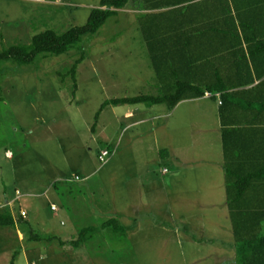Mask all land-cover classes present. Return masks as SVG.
Instances as JSON below:
<instances>
[{
	"label": "rangeland",
	"instance_id": "obj_1",
	"mask_svg": "<svg viewBox=\"0 0 264 264\" xmlns=\"http://www.w3.org/2000/svg\"><path fill=\"white\" fill-rule=\"evenodd\" d=\"M100 1L0 0V54L14 46L31 45L36 35L47 30L64 34L85 26L92 11L100 9ZM139 12L132 7L117 10V16L110 19L97 35L86 37L80 48L65 56L42 57L31 66H19L13 62L2 64L0 213L11 212L18 223L15 228H0V264H9L14 256L17 248L14 231L17 229L25 231V246L44 251V254L39 250L34 252V260H45V264H195L186 252L183 233L175 227L172 231L168 224L169 221L174 224L176 215L183 214V209H180L182 213L176 211L174 205L178 189L173 192L162 186L142 189L146 195L161 202L157 206L123 205L120 197L124 192L121 176L148 172L153 163H158L160 155L154 156V152L161 147L158 144L161 137L153 135L151 129V134H146L144 142L139 143L140 148L131 150V147L124 146L104 172L96 173L103 165L100 157L110 152V162L115 154L114 148L106 149L108 141L100 136L102 117L106 123L112 124L125 109L124 105L112 106L97 119L105 102L158 94L154 71L145 56L147 45L137 25ZM82 54L86 60L79 67L74 81L69 71ZM150 76H153L154 83L148 78ZM138 115L142 116V113ZM175 116L170 127H178L187 134L188 122H196L189 132L190 139L199 143V148L210 142L212 132L201 121L205 117L202 110L183 107ZM163 126L161 123L157 128L161 130ZM162 142L168 143L167 138L163 136ZM163 149L162 156L167 155L165 151L168 150ZM179 152L184 154V148ZM97 159L99 163L96 165ZM162 159L160 164L163 168L168 167L171 161L168 157ZM175 165L184 170L181 163L174 161L170 168ZM93 168L96 170L92 172ZM69 170L71 178L65 183L56 180L55 177L65 175ZM87 171L92 172L90 182ZM31 187L40 191L45 187L48 189L42 196L49 202L52 212L60 217V226L56 223V228H45L42 226L44 222L27 221L29 216L34 219L40 215L39 206L32 204L37 198L29 197L31 193L25 189ZM77 199L80 200L75 201ZM54 206L58 211L53 210ZM154 207L158 213L153 212ZM60 210L65 214H58ZM162 210L167 216L159 218L163 217ZM127 216L129 219H124ZM111 220L126 227L125 234L103 230L102 226ZM91 227L98 232L75 249L73 242L79 239L81 231ZM174 233H179V242H174ZM206 239L208 243L215 240ZM206 254L209 257L208 252ZM16 264L25 263L19 258ZM203 264L212 263L205 261Z\"/></svg>",
	"mask_w": 264,
	"mask_h": 264
},
{
	"label": "trees",
	"instance_id": "obj_2",
	"mask_svg": "<svg viewBox=\"0 0 264 264\" xmlns=\"http://www.w3.org/2000/svg\"><path fill=\"white\" fill-rule=\"evenodd\" d=\"M129 7L148 13L138 21L158 94L107 101L97 119L110 106H165L172 112L182 102L208 94L215 100L220 97V116L226 127L229 117L252 113L264 117V0H101L100 9L92 11L85 26L64 34L47 30L36 35L31 45L3 50L0 68L7 62L31 66L42 57L65 56L80 48L86 37L97 35L117 16V10ZM85 60L82 54L69 71L74 81ZM1 82L0 74V91ZM227 183L230 206L233 192L238 193L237 199L253 192L247 182L233 188L231 172ZM235 207L240 211L238 219L233 216L237 264H264V206L251 210L248 206ZM17 223L11 212L0 213V228H15ZM102 229L115 234L126 232L117 220L109 221ZM97 232L94 227L84 229L72 246L79 249Z\"/></svg>",
	"mask_w": 264,
	"mask_h": 264
},
{
	"label": "crops",
	"instance_id": "obj_3",
	"mask_svg": "<svg viewBox=\"0 0 264 264\" xmlns=\"http://www.w3.org/2000/svg\"><path fill=\"white\" fill-rule=\"evenodd\" d=\"M146 14H148L147 11L139 12L137 17L138 26V18ZM139 30L140 36L143 38L144 34L140 26ZM145 54L152 67L149 54L146 51ZM148 78L153 79V76ZM259 83L257 82L256 85ZM119 87L117 86V88ZM156 92L158 93L157 89ZM208 95L199 100L184 101L172 112H169L165 106L146 108L124 105L125 109L127 107L130 108L124 109L121 117H115L116 121H113L112 124L110 122L106 123L102 117L104 125L102 126V122L100 123V136H103L108 141L109 147L107 146L106 149L110 148L113 150L112 148H114L115 154L105 166L101 165V168L98 167L99 169L97 168L96 173H100V171L104 172L117 159L118 154L123 151L124 146L126 148L131 147V150L140 148L139 143L144 142L146 134H151L150 130L152 129L153 135L157 138L161 137L158 139V144L161 147L155 149L154 152V156L160 155L159 161L158 163H153L148 172L144 173L141 171L139 175L130 174L125 177L121 176L124 192H120V197L122 198L123 205L152 204L157 206L161 202L156 197H152L149 194L146 195L142 192V189H156L161 186L169 191L171 190V192H173V189H178L176 198H174V205L176 206V211H180L181 208L183 209L184 216L179 213L176 215L177 220L174 224L170 223L171 221L168 224L172 231L177 228L178 231L183 233V243L186 252L190 255V261L195 264H203L205 261L212 264H237L233 216H237L238 219L240 211L235 206H248L250 210L255 207L260 208L261 205L264 206V117H258L255 113H252V116L229 117L227 119L228 126L226 127L222 124L220 116L222 104L220 97L217 96V100H215L211 95ZM183 107L192 111L194 108H199L204 112L205 117L201 121L212 132L210 142L206 143L205 146L199 148L200 144L190 139L192 137L190 136L191 134L189 135V132H191L193 126L197 125L196 122H188V126L185 128L187 134H183L178 127L169 126V123L174 120L175 115ZM140 113H142V116L138 115ZM212 114L213 116H209ZM161 123L164 126L160 130L157 127ZM148 126H151V128H148ZM144 127L146 128L143 129ZM157 131L158 134L156 133ZM163 136L167 138L168 143L162 142ZM89 142H92V140ZM119 142L120 144H118ZM90 146L92 147V144ZM163 147L165 150H168L167 156H162L163 152L161 151H164ZM181 148H184V154L179 152ZM99 150L101 153L102 150L100 148ZM163 157H168L171 161L168 167L165 166L163 168L162 164H160ZM172 161L177 164L181 163L184 170L176 165L170 168ZM97 163H99L98 159L96 165ZM157 164L159 165L157 166ZM95 170L93 168L92 172ZM70 172L71 170L67 174L59 175L55 178L65 183L67 178H71L68 175ZM92 172H86V174H89V182L92 180ZM230 172L233 188L236 185V188H238L240 183L247 182L252 185L253 191L250 194L241 195L238 199V193L236 191L233 192L232 206H230L231 201L227 183ZM104 180L106 183L107 180L105 178ZM106 184L109 189L110 186L108 183ZM45 188L43 191L38 190L36 187L25 188L28 190V194L31 193L29 197L37 198V201L32 202V204L38 205L40 210V215L37 218L34 217L33 219L32 216H29L30 219L28 218L27 221H40L44 222L42 226L45 228H56V223L60 224V217L55 212H52L51 208L48 207L49 202L42 196L48 190ZM30 191H34V194ZM49 195H51L50 192ZM145 196H147V199L144 198ZM83 200L81 202H84L86 205L87 201ZM8 203L10 206V202ZM55 203L61 207L59 203ZM155 209L156 207H154L153 212L158 213ZM50 210L51 213L48 214ZM59 213L65 214L62 210ZM164 216H167L166 212H163V217L159 218H164ZM127 218L129 219L128 216L124 219L127 220ZM168 219H171V217L169 216ZM161 220L166 222L163 219ZM62 225L64 226V224ZM14 232V241H16L15 246L17 247L14 250V256H16L15 264L19 258H21V263L25 264H45V260L40 262L34 260V252H38L39 249L34 251V247L25 246L23 241L25 239V231L17 229ZM179 233H174V242H179L177 237ZM198 236L199 238H197ZM205 237L210 238V241L211 239L215 240L208 243L209 240ZM39 251L41 254H44L42 249ZM206 252H208L209 257ZM12 260L9 264H11Z\"/></svg>",
	"mask_w": 264,
	"mask_h": 264
},
{
	"label": "built area",
	"instance_id": "obj_4",
	"mask_svg": "<svg viewBox=\"0 0 264 264\" xmlns=\"http://www.w3.org/2000/svg\"><path fill=\"white\" fill-rule=\"evenodd\" d=\"M209 96V95H208ZM110 152H105L101 157H100V162L103 164V165H106L108 162H109V159L108 157L110 156ZM19 194V192H18ZM53 210L54 211H57L58 209L54 206L53 207Z\"/></svg>",
	"mask_w": 264,
	"mask_h": 264
}]
</instances>
